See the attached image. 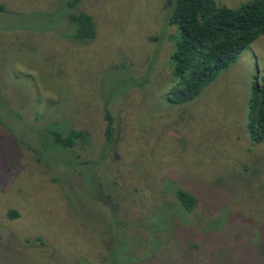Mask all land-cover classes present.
Listing matches in <instances>:
<instances>
[{
	"label": "rangeland",
	"instance_id": "374dc122",
	"mask_svg": "<svg viewBox=\"0 0 264 264\" xmlns=\"http://www.w3.org/2000/svg\"><path fill=\"white\" fill-rule=\"evenodd\" d=\"M168 1L83 0L96 36L81 44L50 24L57 0H0V264H263L264 142L249 138L247 103L264 36L171 101ZM53 123L88 143L54 149Z\"/></svg>",
	"mask_w": 264,
	"mask_h": 264
},
{
	"label": "trees",
	"instance_id": "16d2710c",
	"mask_svg": "<svg viewBox=\"0 0 264 264\" xmlns=\"http://www.w3.org/2000/svg\"><path fill=\"white\" fill-rule=\"evenodd\" d=\"M57 2L58 12L50 24L65 26L69 31L66 37L81 44L92 41L96 36V26L92 17L80 8L83 0ZM167 5L170 9L167 25L176 28V42L170 55L173 80L168 96L177 103H186L199 96L221 70L264 36V0H249L238 8L217 5L214 0H174L168 1ZM103 108L105 146L110 147L116 141L117 133L111 111L106 105ZM247 109L249 138L257 144L263 143L264 84H254ZM57 127L53 123L47 128L54 149L69 152L77 145L88 143L86 131L69 130L64 134ZM102 188L100 182L93 187L96 197L111 204L110 197ZM174 197L185 212L195 207L196 198L187 191L177 189ZM9 217L12 218V214Z\"/></svg>",
	"mask_w": 264,
	"mask_h": 264
}]
</instances>
